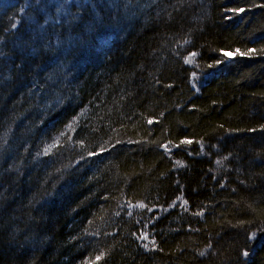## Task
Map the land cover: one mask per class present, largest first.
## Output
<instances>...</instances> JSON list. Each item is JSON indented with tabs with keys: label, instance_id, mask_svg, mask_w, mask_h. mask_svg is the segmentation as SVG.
I'll use <instances>...</instances> for the list:
<instances>
[{
	"label": "trees",
	"instance_id": "obj_1",
	"mask_svg": "<svg viewBox=\"0 0 264 264\" xmlns=\"http://www.w3.org/2000/svg\"><path fill=\"white\" fill-rule=\"evenodd\" d=\"M0 264H264V0H0Z\"/></svg>",
	"mask_w": 264,
	"mask_h": 264
}]
</instances>
